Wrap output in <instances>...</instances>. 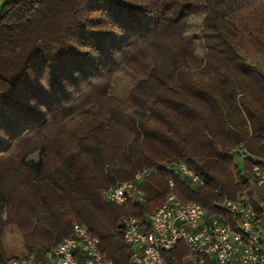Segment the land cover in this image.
<instances>
[{"label":"trees","instance_id":"16d2710c","mask_svg":"<svg viewBox=\"0 0 264 264\" xmlns=\"http://www.w3.org/2000/svg\"><path fill=\"white\" fill-rule=\"evenodd\" d=\"M238 50L264 55V0H5L0 209L18 205L19 221L10 225L13 242L4 245L14 256L0 249V264L31 254L36 264H47L45 252L68 237L73 224H84L114 264L125 263L121 216L141 221L170 191L231 223L218 205L242 195L251 201L254 187L249 163L242 172L233 147L264 158V72ZM139 67L134 104L107 110L60 166L46 170L43 159L26 162L23 154L9 167L1 162L28 146L21 144L62 114L72 97L95 92L97 80L122 68ZM105 94L79 110L99 109ZM109 126L130 132L124 160L104 147L100 134ZM177 160L204 184L190 189L173 178L170 190L161 166ZM98 169L100 177L93 176ZM143 169L156 170L141 185L143 204L116 206L98 192ZM4 229L0 218V243Z\"/></svg>","mask_w":264,"mask_h":264},{"label":"built area","instance_id":"2783aa9c","mask_svg":"<svg viewBox=\"0 0 264 264\" xmlns=\"http://www.w3.org/2000/svg\"><path fill=\"white\" fill-rule=\"evenodd\" d=\"M231 154L249 163L254 178L251 201L242 195L218 205L220 212L230 216L231 223L207 215L198 203L183 202L170 191L141 221L121 216L122 240L129 250L127 262L122 264H264V160L251 155L243 145L234 146ZM161 168L168 175L166 185L170 190L173 178L190 189L204 184L183 160ZM155 172L143 169L132 180L116 181L100 193L105 202L116 206L143 204L145 195L139 184ZM45 259L47 264H114L84 224H73L70 235L48 249ZM6 264H36V259L31 254L11 258Z\"/></svg>","mask_w":264,"mask_h":264},{"label":"rangeland","instance_id":"374dc122","mask_svg":"<svg viewBox=\"0 0 264 264\" xmlns=\"http://www.w3.org/2000/svg\"><path fill=\"white\" fill-rule=\"evenodd\" d=\"M2 3L3 0H0V5ZM238 52L247 64L252 65L254 69L257 68L258 70L264 72V55L247 53L241 50H238ZM140 70L141 67L133 70L122 68L109 80L105 78L97 80L94 84L96 85L95 92L93 91V93H90L86 97H72L71 101L64 103L65 107L63 108L62 114L53 115V118L50 119L46 128L41 129L36 134L34 133L27 137L23 144H21L28 146L17 148L14 150L16 152H13L3 158L1 162H4V166L7 165V167H9L10 164L14 162L15 158H18L21 154H23L26 162H37L40 159H43L46 170L60 166L63 162L62 160L67 157L69 153H71L73 148H76L80 143L81 145L84 144L89 128L91 129L96 126V124L98 125L101 122L102 115L105 114L107 110L113 109V105L120 104L125 108H129L131 104H134V101L138 98V96L135 95V91L133 92V89L137 83L143 79L139 76L141 72ZM212 80L214 79L212 78ZM101 93H106V98H104L103 104L99 109L89 107L79 110L84 106V104L97 100ZM74 99L75 101L72 102ZM102 99L103 98H101V100ZM100 136L101 139L107 141V144L104 146L106 147L107 152L111 153L114 157H117L120 160L125 159L124 149L131 139L130 132L127 128L125 129L120 127L112 129V126H109L105 129V131H103V133L100 134ZM75 141H78L79 143H74ZM259 158L257 159L259 160ZM260 159L264 160V158ZM235 160L236 164L239 165L240 170L243 172V160L240 158H235ZM100 170L101 169H98L94 172L93 176L99 174L100 177ZM144 180H142L139 184L140 189ZM100 191L101 189L98 190L99 193ZM252 193L253 189L249 192L250 197H252ZM19 194L20 193H17L13 198H19ZM58 199H60V197H58ZM13 205L14 207L10 205L8 209H6V207L4 209H0L1 223H3V227L5 228L4 230L6 231V234L4 235L6 239L3 243H0V249L5 251L7 249L4 245L6 246L12 243L13 236H15L12 232H10V229H12L10 225L18 224L19 221H17L18 205ZM58 208L60 211H63L61 210L63 209L62 206H58ZM5 254L7 255H5L6 257L14 256L10 251H6Z\"/></svg>","mask_w":264,"mask_h":264},{"label":"crops","instance_id":"0c3cea01","mask_svg":"<svg viewBox=\"0 0 264 264\" xmlns=\"http://www.w3.org/2000/svg\"><path fill=\"white\" fill-rule=\"evenodd\" d=\"M5 0H3V2H4Z\"/></svg>","mask_w":264,"mask_h":264}]
</instances>
